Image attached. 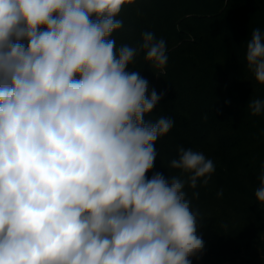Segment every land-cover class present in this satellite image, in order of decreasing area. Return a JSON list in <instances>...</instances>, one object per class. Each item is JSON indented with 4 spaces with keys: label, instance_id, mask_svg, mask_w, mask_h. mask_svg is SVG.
Wrapping results in <instances>:
<instances>
[{
    "label": "clouds",
    "instance_id": "clouds-1",
    "mask_svg": "<svg viewBox=\"0 0 264 264\" xmlns=\"http://www.w3.org/2000/svg\"><path fill=\"white\" fill-rule=\"evenodd\" d=\"M132 2L0 0V264H191L203 250L185 189L215 165L181 146L167 166L180 175L146 176L174 121L145 120L163 93L128 70L141 50L163 70L166 42L146 31L116 49L110 38ZM246 46L264 84V33ZM248 106L264 113L262 100Z\"/></svg>",
    "mask_w": 264,
    "mask_h": 264
},
{
    "label": "trees",
    "instance_id": "trees-1",
    "mask_svg": "<svg viewBox=\"0 0 264 264\" xmlns=\"http://www.w3.org/2000/svg\"><path fill=\"white\" fill-rule=\"evenodd\" d=\"M117 18L123 26L110 37L116 49L138 48L146 31L166 42L163 70L143 50L128 66L148 81L149 94L163 93L145 120L174 121L155 142L157 156L146 176L180 175L167 166L181 146L215 165L206 185L185 189L200 213L204 241L191 264H264V202L255 196L264 174V113L253 115L248 106L264 101V84L246 61L252 30L264 33V0H133Z\"/></svg>",
    "mask_w": 264,
    "mask_h": 264
},
{
    "label": "rangeland",
    "instance_id": "rangeland-1",
    "mask_svg": "<svg viewBox=\"0 0 264 264\" xmlns=\"http://www.w3.org/2000/svg\"><path fill=\"white\" fill-rule=\"evenodd\" d=\"M224 264H233V263H230V262H225Z\"/></svg>",
    "mask_w": 264,
    "mask_h": 264
}]
</instances>
